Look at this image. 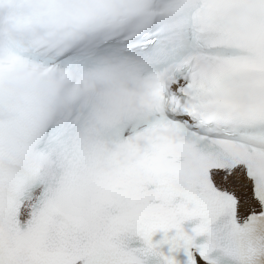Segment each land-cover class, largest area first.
<instances>
[{
  "label": "snow or ice",
  "instance_id": "snow-or-ice-1",
  "mask_svg": "<svg viewBox=\"0 0 264 264\" xmlns=\"http://www.w3.org/2000/svg\"><path fill=\"white\" fill-rule=\"evenodd\" d=\"M0 264H264V0H0Z\"/></svg>",
  "mask_w": 264,
  "mask_h": 264
}]
</instances>
